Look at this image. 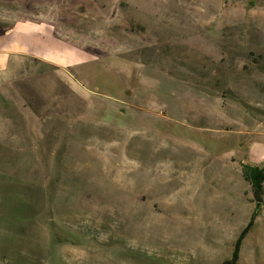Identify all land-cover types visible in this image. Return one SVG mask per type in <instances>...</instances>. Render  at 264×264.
I'll use <instances>...</instances> for the list:
<instances>
[{
  "label": "rangeland",
  "instance_id": "374dc122",
  "mask_svg": "<svg viewBox=\"0 0 264 264\" xmlns=\"http://www.w3.org/2000/svg\"><path fill=\"white\" fill-rule=\"evenodd\" d=\"M11 29L0 264H223L256 210L264 264V0H0Z\"/></svg>",
  "mask_w": 264,
  "mask_h": 264
},
{
  "label": "trees",
  "instance_id": "16d2710c",
  "mask_svg": "<svg viewBox=\"0 0 264 264\" xmlns=\"http://www.w3.org/2000/svg\"><path fill=\"white\" fill-rule=\"evenodd\" d=\"M243 174L245 178L252 184L253 192L256 200L258 202H261L264 196V163L262 164V166L243 165ZM256 215H257V210L255 211L251 219V223L246 226V228L242 231L241 235L239 236L235 245V249L233 251L232 258L224 262L223 264L238 263L243 242L253 226L252 224L255 220Z\"/></svg>",
  "mask_w": 264,
  "mask_h": 264
},
{
  "label": "crops",
  "instance_id": "0c3cea01",
  "mask_svg": "<svg viewBox=\"0 0 264 264\" xmlns=\"http://www.w3.org/2000/svg\"><path fill=\"white\" fill-rule=\"evenodd\" d=\"M21 26V24H16L15 27H19ZM14 29V28H13ZM13 29H11L8 33H6L4 36L0 37V45H9L10 41V37L12 36V31ZM7 34H9V36H6ZM3 47H0V49H2ZM16 53H20L18 51L14 52ZM13 52L10 51V49H4L2 51V54H0V72L5 70L8 67L9 64V59L11 54H14Z\"/></svg>",
  "mask_w": 264,
  "mask_h": 264
},
{
  "label": "bare ground",
  "instance_id": "6f19581e",
  "mask_svg": "<svg viewBox=\"0 0 264 264\" xmlns=\"http://www.w3.org/2000/svg\"><path fill=\"white\" fill-rule=\"evenodd\" d=\"M15 9H18V10L21 9L20 5L16 6ZM117 70H118V68H114V70L112 69L113 72H115Z\"/></svg>",
  "mask_w": 264,
  "mask_h": 264
},
{
  "label": "water",
  "instance_id": "95a60500",
  "mask_svg": "<svg viewBox=\"0 0 264 264\" xmlns=\"http://www.w3.org/2000/svg\"><path fill=\"white\" fill-rule=\"evenodd\" d=\"M261 207V205L259 204L258 206H257V208H260Z\"/></svg>",
  "mask_w": 264,
  "mask_h": 264
}]
</instances>
